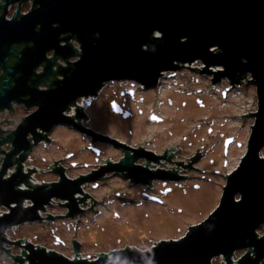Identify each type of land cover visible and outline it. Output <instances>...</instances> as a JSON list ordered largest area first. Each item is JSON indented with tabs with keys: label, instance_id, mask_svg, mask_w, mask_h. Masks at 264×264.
Masks as SVG:
<instances>
[{
	"label": "water",
	"instance_id": "water-1",
	"mask_svg": "<svg viewBox=\"0 0 264 264\" xmlns=\"http://www.w3.org/2000/svg\"><path fill=\"white\" fill-rule=\"evenodd\" d=\"M24 2L31 6L21 13ZM48 53L67 64L53 72ZM196 61L204 66H187ZM183 67L212 74L213 85L221 78L231 87L250 81L257 98V111L240 115L254 117L246 152L225 174L219 203L204 220L188 226L179 239L152 241L155 245L146 250L101 252L93 260L78 255L70 260L27 240L7 238L12 228L40 221L38 211L51 199L68 200L70 207L80 192L84 180H70L61 170L59 181L33 185L21 167L32 146L48 141L54 126L74 125L67 113L79 98L96 96L110 81L154 87L163 73ZM0 72V113L13 112L14 105L35 108L14 129L0 130L7 135L0 138V148L9 145L0 152V210H6L0 213V258L6 255L16 264H212L222 257L220 264H264V230L258 232L264 227V0H1ZM52 75L61 78L39 89ZM12 244L21 247V255H11L6 245Z\"/></svg>",
	"mask_w": 264,
	"mask_h": 264
},
{
	"label": "rangeland",
	"instance_id": "rangeland-1",
	"mask_svg": "<svg viewBox=\"0 0 264 264\" xmlns=\"http://www.w3.org/2000/svg\"><path fill=\"white\" fill-rule=\"evenodd\" d=\"M30 6V2L22 3L20 12H28ZM16 7L17 4L8 7L7 18L11 17ZM187 66L200 68L204 65L196 61ZM209 69L211 71L222 70L221 67ZM175 72H177V75L166 76L160 90H158L159 93H152L153 96L148 101L146 99L145 102L147 101L148 108H153L155 102L166 98L170 94V96L177 99L176 105L179 101L183 100L185 102L184 106L179 107V110L170 109L168 112L170 114L179 112L181 117L165 115V118L167 117L166 124H161L158 127L146 126L142 132L138 128L137 135L133 134L127 140L144 145L150 144V146L151 143H154L155 149L160 151L174 146L178 141L182 142L181 144L185 146V151L181 155L183 159L194 156V152L199 148L197 152H200L202 156L196 166L205 169L206 175L209 176H205L206 181L201 182L202 176L192 175L195 178H192L189 184L183 183L180 188H176L173 195L164 199L162 206L147 202H139L137 205H119L116 202H107L104 206L96 205L97 213L92 211L91 218L80 224L79 231H77L78 239L84 243V249L80 254L81 258L93 260L97 253L108 254L111 251L132 246L136 249L146 250L155 245L154 243L160 242V240L179 239L186 233L188 226L204 220L218 205L222 188L226 182L225 174H230L238 166L240 158L246 152L254 117L245 115L242 119L240 115L257 111L255 86L244 79L243 83L231 87L226 78H221L220 82L213 85L210 81L213 77L212 74L200 73L188 67H183ZM246 79L249 80L250 78ZM111 87L116 88L118 84H111L107 89ZM179 89L182 95L177 93ZM83 100V98L79 100L78 104ZM74 108L67 113L68 116L75 114ZM157 108L159 107L157 106ZM13 110L10 114L8 113V119L13 120L14 124H5V121L2 120L7 112L0 113V124L4 123L8 129H14L22 117L32 112V110H25L18 105ZM99 112L96 114L98 117ZM183 113L184 116H182ZM96 116L94 127L99 131V134L107 137H125L124 133L121 135L117 132L119 131L117 124L107 123V121L99 122ZM179 120L183 121L179 122ZM128 124L127 127L133 126L132 122H128ZM172 129H175L173 130V135L176 134L175 137L167 135L168 130L172 131ZM56 136L58 137L59 134L53 133L51 137L57 139ZM227 139H231L232 144L229 146L227 156L224 157L223 146ZM66 146L67 150L70 151L75 147L73 151H75L76 156L83 155L79 161L90 160L86 154L79 151L81 150L80 147L84 146L81 141L68 142ZM78 148L80 149L78 150ZM5 150H7V147ZM61 154L64 153L57 146L50 147L49 151L41 147L34 151L33 155L39 165V171L36 172L35 176L34 174L32 176L36 180L33 181L34 183L56 181V176L49 173L47 168L54 160L62 157ZM260 155L264 157V150ZM41 156L45 157V161H41ZM209 158L213 160V163L210 164V161L208 163ZM224 161H227L225 167ZM40 169H42V172H40ZM116 188H118L117 183L112 181L105 186H100L95 191H88V193L93 195L95 199L100 200L104 198V195L110 193L111 189ZM30 204V202H27L25 206ZM113 211H117L118 217L112 214ZM53 224L56 225L57 223ZM57 225H59L57 234L63 240L69 242L72 234L69 232L68 227L63 224ZM48 227L22 224L14 227L16 229L9 230L7 238L10 241L27 238L33 244L48 249L53 247L54 241ZM263 230L264 227H261L258 232L262 234ZM19 243L25 245L23 242ZM6 248H10L12 256L21 255V247L18 245H6ZM64 252L68 253V251ZM243 253L244 250L237 251L233 262H236ZM221 261L223 263V258L217 257L213 259L212 264H220ZM0 264L16 263L11 257L5 255L0 258Z\"/></svg>",
	"mask_w": 264,
	"mask_h": 264
},
{
	"label": "flooded vegetation",
	"instance_id": "flooded-vegetation-1",
	"mask_svg": "<svg viewBox=\"0 0 264 264\" xmlns=\"http://www.w3.org/2000/svg\"><path fill=\"white\" fill-rule=\"evenodd\" d=\"M70 43L79 52L78 44L74 40H71ZM47 57L52 58L54 62V66L52 67L53 72H56L59 66L67 64V62L60 58L54 57L53 53H48ZM77 59L78 57H75L68 62L72 63ZM10 61L12 62V59ZM42 70L41 66L36 72L40 73ZM175 75H177L175 71H171V73L165 72L158 80L157 85L149 88L132 80L110 81L101 88L96 96L83 98L84 100L79 103L80 105L78 101L82 98H79L75 102L74 106L71 107V109L76 108L75 114L70 116L73 119L74 125L54 126L47 134L48 141H40L38 144L32 146L21 163L23 172L25 174L30 173L29 179L32 181H36L32 176L33 174L35 176L36 172L39 171L38 162L33 155L37 148L41 147L49 151L50 147L57 146L64 153L61 154L62 157L54 160L47 168L49 173L56 176V181L40 184L34 183L33 185L51 184L59 181L58 170H61L62 175L70 180H84L79 187L80 192L74 195V200L70 207L67 206L70 203L68 200L53 198L49 204L44 206V210L38 211L41 218L40 221L24 224L49 226V233L54 241L53 247L48 248L47 251L57 252L70 260L76 255L80 257L84 249V243L78 239L77 231H79L80 224H83L86 219L91 218L92 211L97 213L95 209L96 205L104 206L107 202H116L119 205H137L139 202L161 205L166 197L176 192V188H180L183 183L189 184V181L195 178L192 175L202 176L201 182L206 181L207 178L205 176H209L206 175V170L196 166V163L202 156L201 153L199 152L196 156H192L189 159H183L181 155L185 151V146L181 144L182 142L178 141L179 143H175L174 146L160 151L155 149L154 143H151V141H149L151 143L150 146V144L144 145L127 140L138 132V128L142 132L146 126L158 127L161 124H166L167 117L165 118V115H181L179 112L168 113L170 109L176 111L185 104L182 100L176 105L177 99L170 96V94L166 98L155 102L153 108L147 107V101L153 96L152 93H159L158 90H160V86L166 76L172 77ZM3 76L4 73L0 72V78ZM60 78L58 75L49 76L43 80L38 88L41 90L49 89L50 84ZM115 83L118 84V87L107 89L109 85ZM177 93L182 95L180 89L177 90ZM146 99L147 101L145 102ZM18 106L25 110L33 111L34 109H26L23 105ZM98 111H100L99 117L96 116ZM9 114L7 113L2 121L8 119ZM95 116L99 122L107 121V123L117 124L119 131H116L121 135L124 133L126 138L123 136L120 138L98 135L99 131L94 127ZM182 116H184V113ZM128 122H132L133 126L127 127L129 125ZM5 124H0L1 131L12 130L5 127ZM173 130L175 129H172V131L168 130L167 135L175 137L176 134L173 135ZM53 133L59 134L58 137L56 136L57 139L51 137ZM5 136L7 135L3 136L0 133V138ZM75 140H79L84 144V146L80 147L81 150H79L80 148L78 150L86 154L90 160L79 161L83 155L76 156L75 151H73L75 147L73 149L69 148L71 151L67 150L66 143H71ZM231 144V139L225 140L223 146L224 157L227 156ZM6 147L7 150H5ZM8 150V144L0 148V152ZM18 157L19 154L13 160ZM40 158L41 161H45L44 156ZM209 161L210 164L213 163V160L210 158L208 159V163ZM226 165L227 161H224V167ZM15 166L9 170L14 171ZM149 178L151 179L149 180ZM112 181L117 183L118 188L111 189L110 193L104 195L103 199L97 200L93 195L88 193V191H95L100 186H105ZM112 214L118 217L117 211H113ZM53 223L63 224L68 227L69 232L72 234L69 242H66L57 234L59 225H54ZM23 239L32 243L27 238ZM22 251L26 252L25 249ZM64 251H68V253ZM11 259L13 260V258Z\"/></svg>",
	"mask_w": 264,
	"mask_h": 264
},
{
	"label": "built area",
	"instance_id": "built-area-1",
	"mask_svg": "<svg viewBox=\"0 0 264 264\" xmlns=\"http://www.w3.org/2000/svg\"><path fill=\"white\" fill-rule=\"evenodd\" d=\"M70 111H71V109H70ZM70 111H69V112H70ZM69 112H68V113H69ZM8 146H9V145H8ZM6 152H7V151H6ZM0 157H4V154H1V153H0ZM8 172H9V173H7V176H5V177H8V175H9L10 173H12L13 171H12V170H9ZM30 181H31L32 184H34V182H33L32 180H30ZM21 188H22V189H26V187H25L24 185H22ZM25 203H27V202H25ZM0 211H1L0 213L6 212L5 209H4V210L1 209Z\"/></svg>",
	"mask_w": 264,
	"mask_h": 264
}]
</instances>
